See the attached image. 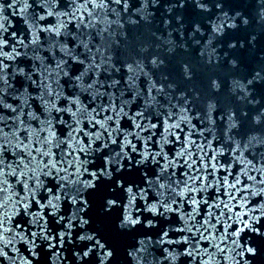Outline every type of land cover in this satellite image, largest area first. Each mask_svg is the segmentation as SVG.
<instances>
[{"label": "snow or ice", "instance_id": "1", "mask_svg": "<svg viewBox=\"0 0 264 264\" xmlns=\"http://www.w3.org/2000/svg\"><path fill=\"white\" fill-rule=\"evenodd\" d=\"M249 6L0 0V264H264V52L234 38ZM188 29L226 92L190 62L187 86L164 71Z\"/></svg>", "mask_w": 264, "mask_h": 264}, {"label": "water", "instance_id": "2", "mask_svg": "<svg viewBox=\"0 0 264 264\" xmlns=\"http://www.w3.org/2000/svg\"><path fill=\"white\" fill-rule=\"evenodd\" d=\"M258 10L259 9L256 7V0H250V6L244 9V11L246 12V14L252 17L251 24L247 29L242 28L238 33L234 35L235 39L244 42L250 37V35L256 34L258 37L256 41L257 56L261 52H264V24L258 23L259 18L258 16L254 15V13L258 12ZM150 11H154L156 13L155 21L152 25V31L157 32V34L166 36V32L164 31L161 23L162 19L164 18L163 10L150 9ZM187 15L189 17H192L194 13L191 9H188ZM18 19H19L18 17H13L11 22L13 24H16ZM188 31H190V29L186 30L185 37L183 40H181L179 34H174L173 39L176 41L178 45L185 44L187 47H189L190 51L185 53L182 49L177 48V52L175 56L169 59L168 66L164 71H166L173 79L180 82L181 86H187L182 81L181 64L190 62L193 65H195V76L192 82L194 85L198 86L203 91H207V82L209 78L219 77L224 83V91L226 92L227 77L225 75L223 66L221 67L220 70H215L211 67H206L202 63H200L198 58V49L192 47V41L188 39V35H187ZM139 34L143 37L144 41L147 43H152L153 45L159 43L158 41H155V39L151 37L150 34L144 33L142 29L139 30ZM203 42L204 40L202 39L201 43ZM224 51H226V49H221L219 54L223 55Z\"/></svg>", "mask_w": 264, "mask_h": 264}, {"label": "clouds", "instance_id": "3", "mask_svg": "<svg viewBox=\"0 0 264 264\" xmlns=\"http://www.w3.org/2000/svg\"><path fill=\"white\" fill-rule=\"evenodd\" d=\"M261 17H264V8L258 10Z\"/></svg>", "mask_w": 264, "mask_h": 264}]
</instances>
